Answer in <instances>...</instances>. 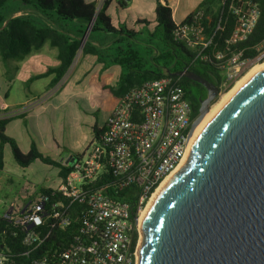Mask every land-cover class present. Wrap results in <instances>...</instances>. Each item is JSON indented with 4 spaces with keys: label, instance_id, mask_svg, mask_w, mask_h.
<instances>
[{
    "label": "built area",
    "instance_id": "built-area-1",
    "mask_svg": "<svg viewBox=\"0 0 264 264\" xmlns=\"http://www.w3.org/2000/svg\"><path fill=\"white\" fill-rule=\"evenodd\" d=\"M216 1L221 15L232 23L221 50L212 47L213 36L204 34L202 11L175 22L173 36L197 51L198 60L216 62L222 76L220 95L230 91L254 61L260 63L264 43L256 47L253 59L244 58L238 47L260 17L254 0ZM220 20L215 32L222 30ZM195 118L184 91L171 78L125 92L98 138L74 157L71 171L55 189L42 192L24 181V202L2 206L0 215L17 242L0 244V264H137L139 219L156 189L188 157ZM74 223L63 249L46 248L52 229Z\"/></svg>",
    "mask_w": 264,
    "mask_h": 264
},
{
    "label": "water",
    "instance_id": "water-1",
    "mask_svg": "<svg viewBox=\"0 0 264 264\" xmlns=\"http://www.w3.org/2000/svg\"><path fill=\"white\" fill-rule=\"evenodd\" d=\"M174 75L207 91L192 131L218 89L192 72ZM140 235L137 264H264V68L201 130L148 209Z\"/></svg>",
    "mask_w": 264,
    "mask_h": 264
},
{
    "label": "trees",
    "instance_id": "trees-1",
    "mask_svg": "<svg viewBox=\"0 0 264 264\" xmlns=\"http://www.w3.org/2000/svg\"><path fill=\"white\" fill-rule=\"evenodd\" d=\"M254 1L260 10V17L252 34L238 46L243 48V57L249 59L257 56L256 47L264 43V0ZM113 2L114 0H0V58L3 61L23 59L33 51L40 50L44 44H49L57 50L55 67L45 73L52 76L50 87L53 88L60 83L77 53L81 51L82 57H94L96 63L102 64V69L110 66L120 69L115 85L106 87L118 99L128 90L145 82L168 77L178 81L194 116H197L199 99L204 97L202 86L188 78L177 77L174 73H195L219 89L222 76L216 62L212 59L207 62L198 60L197 51L174 39L175 22L171 8L166 3L162 4L157 0L152 25L148 20H138L137 23L142 27L137 30L128 24L117 27L112 24L108 9ZM115 4L124 8L127 1L115 0ZM196 11L204 14V34L213 36L212 47L216 51L221 50L223 40L231 32V21L221 15V8L216 0H205ZM219 19L222 30L215 32ZM88 27L90 31L81 47ZM262 62L264 58L260 61ZM11 118H0V172L4 167L3 148L8 145L18 166L25 168L39 160L58 168V176L64 179L71 167L42 155L34 143L27 152H23L15 140L6 136V126ZM101 131L94 126V138H98ZM39 190L50 192L44 187ZM72 207L75 211L78 205L74 204ZM76 226L74 223L64 230L52 229L45 243L46 248L63 249L69 240L68 235ZM7 227L0 215V244L3 242L13 245L17 239L11 237Z\"/></svg>",
    "mask_w": 264,
    "mask_h": 264
},
{
    "label": "rangeland",
    "instance_id": "rangeland-1",
    "mask_svg": "<svg viewBox=\"0 0 264 264\" xmlns=\"http://www.w3.org/2000/svg\"><path fill=\"white\" fill-rule=\"evenodd\" d=\"M185 1L183 0L181 7ZM56 54L57 50L46 43L40 50L33 51L23 59L3 61L0 58V101L2 100L1 96H4L7 91L8 98L11 100L13 97L15 100L19 86L28 89L30 93L26 92V98L30 102L41 101L44 95L37 94L35 90H39V82L42 83L47 79L44 78L40 81V79L35 80V77L44 71L43 76H51L45 75V73L55 67L54 63H57ZM263 63L254 61L250 67ZM90 66V62H86V60L84 62V57L79 51L68 72L60 83L53 88L56 92L58 91V95L53 100V106L51 105L45 111V115L41 117L44 120L51 119L45 128L48 136H44L45 138L41 140L34 137L33 133L36 132L37 121H34L29 112L25 116L9 122L5 131L6 136L15 140L24 150L29 149L26 146L30 140L27 138L28 135L32 137L30 141L35 145L36 142H46L48 147L52 144V149L43 147V152L51 157L56 154V157L62 158L64 165L72 166L75 161L72 151L84 148L92 139L90 126L96 124L102 128L107 117L116 106V98L104 86V82L109 83L106 74L98 75L96 73L97 78H94L92 71L87 72ZM226 93L218 95L216 100L211 103L210 109H214ZM58 103L59 106L56 107ZM52 119H56L57 122ZM52 136L53 140L51 139ZM3 158L5 170L0 173V208L2 206L7 207L11 203L24 202L25 196L22 194L21 187L25 180L28 182H30L28 179L32 180L37 188L52 185L57 180L55 168L45 167L43 170L37 164L29 166L28 169L18 166L11 156L8 145L4 146ZM9 178L12 179L11 183L7 181Z\"/></svg>",
    "mask_w": 264,
    "mask_h": 264
},
{
    "label": "crops",
    "instance_id": "crops-1",
    "mask_svg": "<svg viewBox=\"0 0 264 264\" xmlns=\"http://www.w3.org/2000/svg\"><path fill=\"white\" fill-rule=\"evenodd\" d=\"M85 1L86 2H92L95 0H85ZM126 1H127L126 7L119 8L118 6H116L115 0H114V2L110 5V7L108 9V14L111 18L112 24L115 27H117L118 25H121V24H128L129 26H131L137 30H140L142 25L137 23L138 20H148L152 25V22L154 20V9H155L157 0H126ZM159 1L162 4L166 3L171 8L172 18H173L174 22H181V21L185 20L191 13L196 11L200 6H202V3L205 0H186L185 3L183 4V7H181L183 0H159ZM85 60H86V62H90V64H91L90 69L87 71L88 73L90 71H92L94 78L95 77L97 78L96 73L98 75L105 73L106 77H107V81H109V83L104 82V86L107 87L108 85L109 86L115 85V83L117 82V79L119 77V74H120V69L117 66H110V68H107L106 70H102V64L96 63L94 57L85 56L84 62H85ZM44 72L38 74V76L35 77V80L40 79V81L44 78L47 79L42 83L39 82L38 89L42 90V91L35 90V92L37 94L44 95L43 99L41 101L38 100L36 102H30V100H28V98H26V92L27 93H30V92L28 91V89L26 90L24 88H21L20 86L18 87V92L15 94V98H16L15 100H13V97L11 100L8 98V91H7L4 96H1L2 100L0 101V118H9V117L11 118V117H13V118H11V120L9 122H12L15 119H19V118L25 116V114H27L29 112V115L34 118V121H37L36 122L37 126L35 128L36 132H34L33 135L38 140L45 138L44 136H48V135H46L45 128L47 127L46 125L48 124L49 121H51V119L47 118L48 120H44V119H41V117L43 115H45V111H47L51 105L53 106V104H52L53 100L56 98L55 96L58 95V91L56 92V90L53 89L54 87L53 88L50 87L52 76L45 77V76H43ZM20 78H21V76H20ZM23 78H24V76H23ZM86 82H87V80H86ZM113 97L116 98V104L115 105H117L118 98L115 96H113ZM58 106H59V103L56 104V107H58ZM52 120H55L57 122L56 119H52ZM9 122H8V124H9ZM8 124H7V126H8ZM7 126H6V128H7ZM94 126L96 127V129L98 131H100L102 129L101 127L97 126L96 124H94L93 126H90L92 139L88 141L87 145L84 148L72 151V154L74 156L82 154L86 150V148L91 144V142L94 140V132H93ZM27 134H29V133L27 132ZM27 138L32 140L31 139L32 137L29 135ZM51 139L53 140V136L51 137ZM30 140L26 144V146L29 149H30L31 144L33 143ZM36 143H37L36 147H37L38 151L41 152L42 155L47 156V157L51 158L52 160L60 162L61 164L64 165L62 158L56 157V154H53L54 156L51 157V156H48L45 152H43L44 151V150H42L43 147L52 149V144L50 147H48V144L46 142H43V143L36 142ZM20 149L23 152H27L29 150V149L24 150L21 147H20ZM3 160H4V158H3ZM35 164H37V166H39V168L43 169V170L45 169V167L46 168H55V167L46 165V164L40 162L39 160H36L34 163L30 164L29 166L35 165ZM29 166L25 167L23 169H28ZM55 169H56L55 176L57 178L56 182H53L52 185L44 186V188L55 189L60 184L62 179L58 176L59 169L58 168H55ZM4 170H5V165H4V167L0 173L4 172ZM0 179H1V176H0ZM28 180L31 183H33L32 180H30V179H28ZM7 181H8V183H11L12 179L9 178ZM23 183H24V181H23ZM40 187H38V188H40ZM21 189H22V187H21ZM1 212H2V207L0 208V213Z\"/></svg>",
    "mask_w": 264,
    "mask_h": 264
},
{
    "label": "bare ground",
    "instance_id": "bare-ground-1",
    "mask_svg": "<svg viewBox=\"0 0 264 264\" xmlns=\"http://www.w3.org/2000/svg\"><path fill=\"white\" fill-rule=\"evenodd\" d=\"M264 68V63L261 65H255L253 66L241 79H239V81H237V83L233 86L232 89H230V91H228L225 96H222L223 98L220 100V102L217 104V106L214 109H210V111L202 118V120L198 123V125L194 128V134H195V138L194 141L196 139V137L199 135V133L201 132V130L208 124V122L211 120V118L215 115V113L229 100V98L233 95V93L256 71L258 70H262ZM187 161V158L185 159V161L183 162V164H181L174 172H172L162 183L161 185L156 189V191L154 192L151 201L148 203L147 207L145 208V210L143 211L140 219H139V229H141V226L143 224L144 218L146 217L147 211L150 208L151 204L153 203V201L155 200L156 196L158 195L159 191L161 190V188L164 186V184L167 182V180L172 177V175H174L176 172H178L182 166L185 164V162ZM141 244V235H140V241H139V247ZM139 249V248H138Z\"/></svg>",
    "mask_w": 264,
    "mask_h": 264
},
{
    "label": "flooded vegetation",
    "instance_id": "flooded-vegetation-1",
    "mask_svg": "<svg viewBox=\"0 0 264 264\" xmlns=\"http://www.w3.org/2000/svg\"><path fill=\"white\" fill-rule=\"evenodd\" d=\"M212 85L214 86V87H216V85L215 84H213L212 83ZM203 88V87H202ZM217 88V87H216ZM218 89V88H217ZM202 93H203V95H204V97L202 98V99H205L206 97H207V91H206V89L205 88H203V91H202ZM218 93H219V89H218Z\"/></svg>",
    "mask_w": 264,
    "mask_h": 264
}]
</instances>
